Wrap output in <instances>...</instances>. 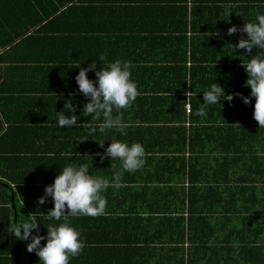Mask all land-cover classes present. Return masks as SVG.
<instances>
[{
  "label": "crops",
  "instance_id": "1",
  "mask_svg": "<svg viewBox=\"0 0 264 264\" xmlns=\"http://www.w3.org/2000/svg\"><path fill=\"white\" fill-rule=\"evenodd\" d=\"M93 4L107 5L97 1ZM20 5L9 1L4 12L12 21H30L25 5ZM188 6L198 7L195 14L201 22L196 23L197 28L214 24L209 20L223 27H241L253 22L258 12L264 13V0H190ZM210 7L221 9L220 13L229 17L208 18ZM51 26L54 32L39 36L49 42L65 38L60 28L64 23ZM227 33L173 34L167 42L155 34L149 35V42L144 41L143 35H135L131 48L98 51L99 55L106 53L109 57L127 56L134 65L131 72L138 96L120 113L127 125L126 135L115 129L100 132L102 116L98 121L83 117L80 105L72 113L78 116L76 126H57L56 111L64 110V105L58 106L57 93L51 91L49 84L60 80L57 75L65 66L46 69L47 65L36 60L28 70H8L14 78L9 86L12 92L5 102L10 123L5 124V138L0 142V150L5 151L0 154V200L10 196L12 201L2 207L0 204V250L2 245L12 242L7 229L19 220L37 219L41 235H47L44 224L62 222L47 219V212L54 207L52 197H47L44 204L39 199L62 167L87 163L92 175L109 180L115 171H120L123 186L109 187L103 193L107 200L105 214L69 215L85 242L80 255L71 258L70 264H190L191 259L192 264H264L261 251L254 250L264 247V240L245 245L227 219L233 205L230 204L237 200L242 208L240 199L247 197L249 206H258L255 217L261 216L264 221V176H252L246 168L254 148L261 151L258 155H264V128H259L253 117L255 101L245 104L239 95L249 87L245 86L247 74L241 79L246 72L241 68L244 65L236 62L237 56L247 54L246 50L234 52L231 45L247 38V34ZM185 37L195 38L194 49L200 57L194 64L168 60L166 54L184 55ZM211 39L215 40L213 44ZM33 45L26 53L49 54L47 47ZM256 51L262 50L254 46L252 52ZM214 55L221 60H205ZM102 63L96 62L97 68ZM88 76L94 80L95 71ZM214 82L226 93L237 95L231 103L225 100L223 104L208 106L206 116H197L203 102L201 91ZM112 138L142 143L143 167L130 173L122 169L119 161L104 157ZM45 243L41 241L42 245ZM219 245L228 250L218 249ZM23 254V264H40L35 251L32 259L30 252ZM6 261L0 257V264H7Z\"/></svg>",
  "mask_w": 264,
  "mask_h": 264
},
{
  "label": "trees",
  "instance_id": "2",
  "mask_svg": "<svg viewBox=\"0 0 264 264\" xmlns=\"http://www.w3.org/2000/svg\"><path fill=\"white\" fill-rule=\"evenodd\" d=\"M23 4L26 7V17L30 15V21L23 22L21 20L12 21L4 12L8 2ZM107 3V5L95 6L93 3ZM190 0H0V142L5 138L3 129L5 124L10 122L7 116L10 114L9 107L5 105L6 100L12 92L9 88L13 75L8 70L21 69L28 70L31 63H39L47 65L46 69H51L52 65H63L59 75L60 80L49 84L52 92L57 93L58 106L65 104V100L69 98V93H75L73 100L74 106L80 105L82 108L87 103L88 97L78 92L76 83V75L79 72L77 65L88 67L94 60L102 62L98 59L100 56L98 51L103 49L106 53L109 50H121L123 48H131L134 45L133 37L135 35H143L144 41L149 42V35H158L165 42L173 38L177 34L187 35L188 32H208L227 31L231 27H223L217 22L210 21L214 24H201L203 27L197 28L196 23H200L195 14L198 7L188 6ZM193 2V1H192ZM67 3H71L66 6ZM194 5V4H193ZM30 11V13H29ZM59 12V13H58ZM221 9L210 7L207 17L215 18L222 15ZM58 13V14H57ZM37 15V18L33 17ZM203 15L206 17V13ZM50 20L45 23V20ZM141 20L143 24H140ZM52 23L62 25L63 35L65 38L60 42L47 41L46 38L39 35H49L54 32ZM219 25V26H218ZM236 25V24H235ZM238 29L242 28L237 25ZM240 32V31H238ZM174 34V35H173ZM187 43L181 57H172V54H166L168 60L176 63L187 64L197 60L198 56L194 47V37L190 39L185 37ZM35 41V43H33ZM210 43L213 44L215 40ZM49 42V43H47ZM203 43V41L201 42ZM37 44L40 47H47L49 54H28L26 49ZM164 43H162L163 45ZM166 44V43H165ZM172 46V43H170ZM169 47V45H166ZM213 47V46H212ZM192 49V50H191ZM264 55V50L252 52L251 56ZM251 56L240 54L237 56V63L243 65L247 63ZM35 58V59H34ZM127 56H113L108 60L122 59L128 60ZM205 60L219 62L221 57L214 55L213 57H205ZM161 65L163 62H160ZM213 63V62H212ZM17 67H13V66ZM163 68L164 66H160ZM242 70L245 68L241 66ZM42 69V67H41ZM6 70V71H5ZM5 71L4 74H2ZM163 71V69H161ZM246 71V70H245ZM63 74V76H62ZM247 72H243L241 79ZM48 76H50L48 74ZM248 76V74H247ZM90 78V77H89ZM50 79V78H49ZM92 79V78H90ZM187 89V87H185ZM242 90V89H241ZM243 91V90H242ZM244 96L251 95L250 86L242 93ZM78 103L75 105V101ZM243 101V100H242ZM255 101V98H252ZM254 105V103H253ZM5 115V119L3 116ZM13 128V126H11ZM254 155L250 158L251 163H246L249 173L257 177L264 176V155H258L259 149L254 148ZM5 151L0 150V154ZM264 153V152H263ZM245 158H241L244 160ZM257 185V184H256ZM255 188V187H254ZM7 190V189H6ZM8 192V191H7ZM9 194V192H8ZM11 198L6 197L4 201L0 200L1 207L11 204ZM249 199L244 197L240 199L243 205L240 208L235 200L230 205L228 220L232 223L234 234L240 238L245 245L251 243H262L263 237V217H255L258 212V206H249ZM249 206V207H248ZM260 213V212H259ZM79 218L78 220H80ZM21 221V220H20ZM84 222V221H82ZM80 225V222H79ZM9 231V229H7ZM8 238L12 240L9 246L2 245L0 250L1 259L7 260V264H23V258L27 251V243L30 241L16 240L13 235L8 233ZM0 240L2 238L0 237ZM250 241V242H249ZM218 249L227 251L225 246H218ZM254 250L261 251L264 258V247L257 246ZM255 252V251H254ZM34 251L30 253L33 258ZM5 264V263H4ZM181 264H185L182 261ZM190 264H192V259ZM194 264H204L195 262ZM205 264H210L206 262Z\"/></svg>",
  "mask_w": 264,
  "mask_h": 264
},
{
  "label": "clouds",
  "instance_id": "3",
  "mask_svg": "<svg viewBox=\"0 0 264 264\" xmlns=\"http://www.w3.org/2000/svg\"><path fill=\"white\" fill-rule=\"evenodd\" d=\"M237 31L246 33L247 38L242 37L238 43L231 44L234 52L244 49L251 56L254 46L264 50V13L258 12L255 20L246 22L242 28L231 26L227 34L232 36ZM98 59L103 62L99 68L95 60L88 67L81 64L76 66L80 69L75 78L77 91L89 98L80 115L91 117L92 121H98L102 116L103 122L98 125L100 132L115 129L121 135H126L127 125L120 113L122 109L130 107L138 96L137 84L132 79L131 72L134 65L131 61L122 59L109 61L106 53H101ZM243 65L249 77L245 86H250L251 95H239L245 104L251 103L252 98H255L253 117L258 121L259 128H264V55L251 56ZM90 71H95L94 80L88 76ZM201 92L203 102L196 112L197 116H206L205 109L208 106L223 104L225 100L231 103L237 95L226 93L217 82L211 83ZM74 96L75 93H69L64 110L56 111L57 126L61 129L65 126L74 127L78 123V116L72 114L76 113ZM114 111L116 115L113 114ZM109 141L111 143L105 149L104 157L113 162L119 161L122 169L130 173L143 167L145 148L142 143H129L115 138ZM100 145L103 147L104 143ZM111 166H114L113 163ZM122 186L120 171H115L109 180L104 176L92 175L87 163L68 164L60 169L54 182L45 187V194L39 199V203L44 204L47 197H52L54 207L47 212V219L62 222L56 225L44 224L48 229L47 235H41L40 222L37 219L19 220L9 226L8 233L16 240L30 241L27 243V251H35L40 258V264H70L71 258L80 255L85 242L81 233L71 224L69 215L96 217L105 214L107 200L103 193L109 187L119 189ZM41 241L46 243L42 245Z\"/></svg>",
  "mask_w": 264,
  "mask_h": 264
},
{
  "label": "built area",
  "instance_id": "4",
  "mask_svg": "<svg viewBox=\"0 0 264 264\" xmlns=\"http://www.w3.org/2000/svg\"><path fill=\"white\" fill-rule=\"evenodd\" d=\"M190 109H191L190 106H188V111H190Z\"/></svg>",
  "mask_w": 264,
  "mask_h": 264
}]
</instances>
